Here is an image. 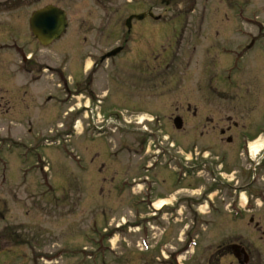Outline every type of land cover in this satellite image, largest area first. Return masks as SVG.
Returning <instances> with one entry per match:
<instances>
[{
    "label": "rangeland",
    "instance_id": "rangeland-1",
    "mask_svg": "<svg viewBox=\"0 0 264 264\" xmlns=\"http://www.w3.org/2000/svg\"><path fill=\"white\" fill-rule=\"evenodd\" d=\"M133 1L105 0L106 5H103V0H41L29 7L31 0H13V8L6 13H0V31L7 32L12 29L13 36L23 37L20 40L26 41L28 50L41 57V53L37 52L40 46L27 39V35H30L27 30L28 19L38 6L55 3L65 7L70 12V30L76 32L73 35L75 40L72 42L64 38L56 42L51 53H55L57 57L53 59L57 67L67 63L69 74L77 79L82 72L81 62L87 59L86 67L89 68L92 61L98 60L101 54L121 45L118 26L122 25L132 12L145 10L152 5L155 7V14L162 16L161 21L191 23L193 35L189 32L185 34L181 49L175 48L171 54L182 52L185 46L184 55L187 56L189 52L194 55L191 56V64L187 68L189 74H179L178 69H184L185 59L180 56L183 60L175 62L178 69L171 75L166 73L167 75L156 77V93L151 94L152 96L145 93L136 100H155L161 103L179 100L180 88L172 87L171 93L163 95L165 86L171 85L207 86L211 82L221 88L224 84L231 85L234 78L241 85L260 86L263 83V63L260 56L263 38L251 50H247L243 58L238 57L237 66L233 65L235 55H230L228 63H225L231 68L229 71L223 70L225 61H221L220 53L222 54L223 49H230L225 45L241 44L243 47L246 43V39L240 34L243 30L256 39L264 34V0H171L169 4L165 3L166 0H141L140 4ZM235 4H242L245 15H249L250 24L243 23L241 20L244 18L237 17ZM5 9V0H0V11ZM107 23L115 28L105 30L103 26ZM91 24L95 28L92 27L90 31L86 27ZM156 27L161 25L157 24ZM197 27L202 31L199 38L196 35ZM79 33L86 36L87 40L83 42V39H79ZM155 40L157 54L162 53L168 44H175V39L161 35L159 29ZM12 44L0 45V76L2 71H9L10 84L5 85L16 89V92H12L13 113L7 119L4 118L5 120L0 119V148H8L9 144L13 152V155L9 154L7 148L0 152V264H140L155 257L158 258L156 261H163L166 255L159 252L160 245L167 246L171 251L185 246L189 233L194 232L195 227L199 225L197 221L193 226L191 218L194 210L198 209L196 200L201 190L198 180L189 179L185 174L186 169L191 171L187 166L194 165H188V160L184 161L182 157V152L189 153L186 150L189 143L179 134H173L172 137L168 134L169 141L166 135L157 137V132H163L164 127L167 130L172 126V132L175 130L173 122L165 119L173 110L159 108L160 105L155 101L152 105L134 107L119 99L117 91L121 87L120 80L118 82V77H109L113 69L120 70L119 63L123 68L121 70H125L122 75L124 87H130L137 81H140V88L146 86V91L150 86L144 81L149 77L135 73L138 66L133 65L135 62L129 59L130 54L106 60L99 66L96 76L92 77L93 86L88 90L83 86V93L88 95L76 102H87L90 107L89 118L86 120L85 117L83 119L84 115L80 116L78 119H81V122L78 124L77 119L64 118L63 113L67 109L64 102L67 101V96L60 88L57 89L55 82L45 78L31 85L25 84L28 72L20 63L16 47ZM68 45H72V52L69 51ZM193 45L196 46L195 51ZM5 47L7 48L4 49ZM70 52L71 61L64 63L62 57H66ZM237 53L240 54L238 50ZM46 54L45 59H50ZM88 54H91L90 58ZM58 56H61L60 60ZM205 59L209 62L219 59L221 66H210L207 70L206 65L201 63ZM3 84L0 81V87ZM221 89L224 90V87ZM90 90L100 96H109H106L105 101H100L95 95L94 98L89 96ZM244 91L243 87L238 93L236 91L235 100L243 102L246 99ZM222 94L229 101L228 96ZM48 95H53L59 105L44 103ZM225 99L220 102L223 103ZM232 107L230 102L227 108L231 111ZM239 109L243 110L238 108V111ZM116 110H122V115L116 113L115 116ZM161 111H166L167 114H159ZM203 111L210 113V109ZM104 115L107 118L111 116L112 119L105 120ZM139 121L143 123L140 124ZM103 125L105 127H102ZM95 126L102 128V131H98ZM150 131L154 135L149 133ZM55 141L61 144L56 146ZM157 142L167 150L159 161L153 155L160 152L155 148ZM172 144L175 146L172 147ZM222 148L229 150L232 147L224 145ZM8 154L11 161V165L7 164L9 179L3 182L2 158H7ZM188 155L191 158L190 153ZM193 157L196 158L195 155ZM194 163L198 162L195 160ZM179 164L185 169V175L178 178L171 171H175ZM143 165L155 167V175L150 173L152 181L155 182L151 184L152 198L167 197L168 203L173 204L175 209L179 207L181 211L175 210L171 214L173 210L167 208L163 214L153 216L154 209L149 208L146 201L144 204H138L135 200L136 195L144 190L145 184L133 190L125 187L123 193L119 192L118 185L124 178L133 180L137 176L147 174L142 170ZM169 167L172 170H169ZM180 188L182 191L178 192ZM140 197L144 198L143 195ZM205 208L202 207V210L207 211ZM243 224L241 221L233 223L218 220L217 225H211L208 232H201L199 244H203L214 233L215 238L211 243L221 238L220 241L233 230L237 233ZM148 230L154 249L143 254L140 242L142 235ZM102 234H111V242H103ZM185 238L186 241L182 242ZM100 241L102 243L96 248L95 244ZM253 243L261 246L255 240ZM104 246H108L105 255L102 253ZM61 248L72 252L76 258L59 257ZM109 248H114V252ZM19 252L24 253L27 259L19 257Z\"/></svg>",
    "mask_w": 264,
    "mask_h": 264
},
{
    "label": "flooded vegetation",
    "instance_id": "flooded-vegetation-1",
    "mask_svg": "<svg viewBox=\"0 0 264 264\" xmlns=\"http://www.w3.org/2000/svg\"><path fill=\"white\" fill-rule=\"evenodd\" d=\"M38 2H41V0H31L29 7L34 6L33 4ZM13 4V0H5L6 9L5 11H0V13H6L7 10L10 11L13 8ZM136 4H140V0H137ZM39 8L36 7L35 10ZM149 8L151 9V6ZM163 24V27H156L155 21H133L130 28H120V41L122 44L119 46L122 47V51L115 58L130 54L129 59L135 62L133 65L138 66L135 68V73L149 77L144 79V81H147L150 85L148 91L145 90L146 86L140 88V81L130 87H124L122 75L125 70H121L122 65L119 63L120 70H111L112 74L109 77H118V82L120 80L119 85L121 87L117 92L119 99L127 105L131 104L134 107H138L154 104L155 100V102H146L145 100L136 99H139L145 93L150 95L156 93V77L166 73L171 75L178 69L175 62L183 60L180 56H184L185 59L183 62L184 69H181V71L178 69L179 74H189L188 72H190L187 68L190 66L191 56L194 54L189 52L188 57L185 56V46L182 52L173 54L171 52L175 48L181 49V44H184L185 34L189 32L193 35V26L188 21H171ZM259 26H262V24H259ZM92 27L95 28L92 24L88 25L87 28L91 31ZM103 28L106 30V28H111V26L107 23ZM157 29H159L161 35L171 36V38L175 39V44H168L160 54L156 52L155 39ZM197 30L196 35L199 38L202 31L200 27H197ZM13 38L12 29L7 32L0 31V45L5 46L10 42L14 43L13 41L15 40ZM28 41L36 43L33 38L28 39ZM187 42L189 41L187 40ZM257 42L256 39L249 38V42L243 47L241 44L239 46L229 44L230 49H225V52L228 53H220L221 61H225L223 70L229 71V65L227 67L225 63H228L230 54H236L237 50H244L246 53ZM261 45L260 56L263 63V76L261 78H263L264 42H261ZM193 47L195 51L196 46L193 45ZM107 53L109 51L100 55V61L93 64L92 71L100 63L103 64L105 62L101 58ZM26 54L29 55L23 59V65L28 72L26 85L45 78H49V81H55L54 68L50 63L30 51H27ZM167 57L168 59H166ZM219 59L215 62L211 60L209 62L208 59H205L201 63L204 66L206 65L207 68H204L208 70L210 66L212 68L220 67ZM162 66L167 68L164 69ZM44 72L47 74H44ZM199 76L201 77V74ZM231 76L230 74L229 77ZM0 77V81L4 83L0 87V92H2L0 95V119H7L13 113L12 92L14 93L15 91L12 90L11 86L5 85L10 84L9 80H11V75L7 70L2 71ZM86 77L88 79L89 75H82L77 86L72 89H65L63 93L65 95L69 93V99L73 98L76 100L79 94L78 87ZM172 87L181 89L180 99L156 103L160 105L159 108L173 110L169 115H166V111H161L162 113H160L166 115L165 119L169 122H173L177 116H181L182 126L180 130L175 128L173 132L172 126L167 130L164 127V131L161 132L164 135L171 134V137L173 134H179L183 140L189 143L186 150L190 153L191 158L188 157L189 153L185 152H182V157L184 161L188 160V165L190 163L194 164L192 167H187L191 169L189 177L196 178L201 189L200 196L196 200L197 203L202 204L211 201L216 205L215 212H209L216 222L215 225H217L218 220L219 222L220 220H225L233 223L241 221L244 222V226L238 229L237 233H234L235 230H233L231 234L224 236L223 241H219V238L216 243H203L193 248L184 246L181 251L173 253L171 256L172 260L160 262V264H264V81L260 86L253 84L249 86V84L241 85L237 83V79L234 78L231 85L224 84L222 86L224 90L211 82L207 86L200 84L184 87L182 85H171L165 86L162 92L163 95L171 93ZM242 87L245 89L244 98H246L243 102L239 99L238 101L235 100L236 91L238 93ZM222 93L228 96L229 101L225 99L226 96ZM221 99H225V101L221 103ZM46 101L47 103L59 105L58 100L53 95H48ZM73 102V100H69L68 103L73 104ZM230 102L233 104L231 111L227 108ZM238 108H243V110L239 109L238 111ZM203 109H210V113H204ZM167 139L170 140V136ZM224 145L232 148L229 149L230 151L223 149L222 146ZM194 155L196 158L193 157ZM195 160L198 162L197 164L194 163ZM243 198L247 200L245 206L241 203ZM254 240L261 246L255 245L253 243ZM180 252L182 255L179 256ZM178 256H182L183 260L180 262L176 261L175 258ZM156 263L155 260H150L143 261L140 264Z\"/></svg>",
    "mask_w": 264,
    "mask_h": 264
},
{
    "label": "water",
    "instance_id": "water-1",
    "mask_svg": "<svg viewBox=\"0 0 264 264\" xmlns=\"http://www.w3.org/2000/svg\"><path fill=\"white\" fill-rule=\"evenodd\" d=\"M66 15L65 11L54 6H48L34 14L31 21V28L42 45L46 46L61 37L68 24ZM147 15V13L133 15L127 22L130 23L135 18L142 20ZM119 51L120 50L117 49L110 53L109 56L115 55ZM176 123L180 125V120L177 119Z\"/></svg>",
    "mask_w": 264,
    "mask_h": 264
},
{
    "label": "bare ground",
    "instance_id": "bare-ground-1",
    "mask_svg": "<svg viewBox=\"0 0 264 264\" xmlns=\"http://www.w3.org/2000/svg\"><path fill=\"white\" fill-rule=\"evenodd\" d=\"M255 150H256V148H255ZM169 201L168 200H159L157 203H155V206H156V208H161L163 205H165V204H167Z\"/></svg>",
    "mask_w": 264,
    "mask_h": 264
}]
</instances>
